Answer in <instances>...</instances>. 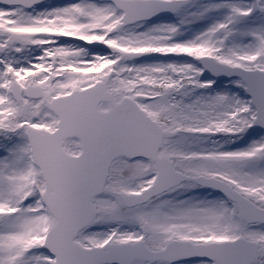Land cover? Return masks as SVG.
Instances as JSON below:
<instances>
[{
	"label": "snow or ice",
	"instance_id": "snow-or-ice-1",
	"mask_svg": "<svg viewBox=\"0 0 264 264\" xmlns=\"http://www.w3.org/2000/svg\"><path fill=\"white\" fill-rule=\"evenodd\" d=\"M0 264H264V0H0Z\"/></svg>",
	"mask_w": 264,
	"mask_h": 264
}]
</instances>
